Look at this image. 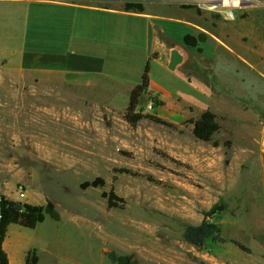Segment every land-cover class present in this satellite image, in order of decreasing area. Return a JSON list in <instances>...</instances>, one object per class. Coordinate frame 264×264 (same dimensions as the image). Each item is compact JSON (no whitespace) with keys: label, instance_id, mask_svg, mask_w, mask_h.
<instances>
[{"label":"rangeland","instance_id":"obj_1","mask_svg":"<svg viewBox=\"0 0 264 264\" xmlns=\"http://www.w3.org/2000/svg\"><path fill=\"white\" fill-rule=\"evenodd\" d=\"M166 1L173 13L198 22L196 31L213 32L232 19L230 6L209 0ZM253 1L248 6L264 10V0ZM245 6L232 7L235 18L234 9ZM164 39L185 49L182 71L172 66L165 74L151 63L162 88L142 93L135 113L143 116L135 122L125 116L127 85L108 77L54 80L58 92L11 90L0 77V189L17 197L21 185L27 199L50 200L59 216L22 228L50 249L49 257L41 252V264H115L110 251L134 254L138 264H264V79L232 62L238 56L218 48L215 38L196 47ZM243 41L251 50L239 53H259L257 39ZM139 64L128 75L132 83L140 82ZM154 98L162 104L153 107ZM205 109L220 125L210 141L192 133L191 119ZM26 117L28 124L21 122ZM96 178L103 183L81 187ZM110 192L118 206L108 205ZM215 204L223 209L206 218L227 241L208 239L201 247L184 241L185 225L199 223Z\"/></svg>","mask_w":264,"mask_h":264},{"label":"crops","instance_id":"obj_2","mask_svg":"<svg viewBox=\"0 0 264 264\" xmlns=\"http://www.w3.org/2000/svg\"><path fill=\"white\" fill-rule=\"evenodd\" d=\"M125 2H140L143 10H127ZM234 11L237 16L225 22L227 27L219 25L209 32L202 27L204 31L194 30L192 25L200 24L187 13H173L166 0H0V77L11 90L24 92H58L61 88L54 80L74 84L77 78L98 76L117 80L130 91L138 83L128 80L134 62H141L142 67L150 58V65L159 63L165 74L172 66L181 70L185 49L164 38L183 41L186 33L204 32L205 41L217 39L218 48L238 56L232 62L255 69L264 79V10L246 5ZM245 36L257 39L259 53L253 58L238 52L251 50L243 41ZM149 78L148 89L162 88L151 77L150 68ZM21 122L28 124L30 119ZM0 192L12 200L42 204L27 196L22 200ZM45 220L28 229L34 230ZM22 228L27 227L15 223L7 227L2 246L8 264H25L31 249L36 250L37 264H41V252L49 257L50 249L37 246Z\"/></svg>","mask_w":264,"mask_h":264},{"label":"trees","instance_id":"obj_3","mask_svg":"<svg viewBox=\"0 0 264 264\" xmlns=\"http://www.w3.org/2000/svg\"><path fill=\"white\" fill-rule=\"evenodd\" d=\"M125 8L127 10H143L140 2H125ZM206 37L207 35L204 32H199L197 35L186 33L183 36V42L191 47H196L199 42L205 41ZM154 54L155 53H153L151 57L154 56ZM149 68L150 58L145 63L140 82L135 84L129 91L128 106L125 116L127 120L131 122H135L143 116L141 113H135V110L140 96L149 87ZM154 104L153 107L162 103L154 98ZM150 117L159 122H165L157 116L150 115ZM191 123L193 135L202 141L212 140L213 135L220 128L217 115L210 109H205L200 112L197 118L191 119ZM102 183L103 180L101 178H96L82 182L81 187L98 186ZM104 196L108 197V205L110 207L118 206L117 202L114 201L115 196L113 192L108 194L104 193ZM222 209L223 207H221V205L215 204L208 211L203 212L205 217L199 223L186 224L182 232L184 241L195 247L203 246L208 239H213L220 243L226 242L227 239L220 235L218 224L211 219L206 218V216L213 215ZM47 215L55 220L59 218L57 212L54 210V205L50 200H47L44 205L16 201L6 197L3 198L0 203V264H8L7 254L2 246L8 225L15 223L27 228H34L38 223L43 222ZM229 241L240 249L247 252L249 251V249L238 240L229 239ZM107 257L115 264H138V259L134 254H117L114 251H110L107 253ZM25 264H37L35 249L28 251Z\"/></svg>","mask_w":264,"mask_h":264},{"label":"built area","instance_id":"obj_4","mask_svg":"<svg viewBox=\"0 0 264 264\" xmlns=\"http://www.w3.org/2000/svg\"><path fill=\"white\" fill-rule=\"evenodd\" d=\"M232 7H235V6H230L228 8V10L226 11V16L228 18H233L234 17V13H233ZM15 194L17 195V197L19 199L26 198V196H27L26 190L21 185H19V186H17V188H15ZM3 198H4V196L2 194H0V203L3 200Z\"/></svg>","mask_w":264,"mask_h":264},{"label":"water","instance_id":"obj_5","mask_svg":"<svg viewBox=\"0 0 264 264\" xmlns=\"http://www.w3.org/2000/svg\"><path fill=\"white\" fill-rule=\"evenodd\" d=\"M209 4L221 5V0H209ZM256 1L253 0H240L239 5H254Z\"/></svg>","mask_w":264,"mask_h":264},{"label":"bare ground","instance_id":"obj_6","mask_svg":"<svg viewBox=\"0 0 264 264\" xmlns=\"http://www.w3.org/2000/svg\"><path fill=\"white\" fill-rule=\"evenodd\" d=\"M240 0H221V6H237ZM248 186V184H247ZM253 186V185H252ZM246 187V186H244ZM249 187V186H248ZM251 187V186H250ZM246 189V188H245ZM247 190V189H246ZM253 193V192H252Z\"/></svg>","mask_w":264,"mask_h":264}]
</instances>
